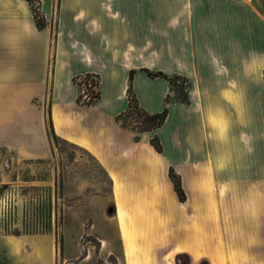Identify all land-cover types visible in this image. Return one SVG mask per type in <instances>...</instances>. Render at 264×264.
Returning a JSON list of instances; mask_svg holds the SVG:
<instances>
[{
  "label": "crops",
  "instance_id": "1",
  "mask_svg": "<svg viewBox=\"0 0 264 264\" xmlns=\"http://www.w3.org/2000/svg\"><path fill=\"white\" fill-rule=\"evenodd\" d=\"M161 2L60 0L55 20L53 3L44 2L42 10L46 21H50L43 30L37 28L30 14L27 23L12 17L11 21L0 23V163L7 155L18 161L53 156L49 111L57 140L88 152L109 176L116 217L123 208L134 212L145 207L136 201H160L161 217L169 220L167 228L157 230L153 237L132 235L141 246L155 240L151 262L166 264L171 257L177 263L178 256L186 255L192 264H199L217 253L230 257V250L246 264L259 263L264 259V164L258 162L259 147L253 135L257 119L253 115L256 109L250 103L252 97H243L249 103L234 106L240 124L247 127L242 133L249 139L237 145L225 137V126L212 122L223 120L226 125L230 108L226 95H204L203 116L205 125L208 119L209 123L201 133L203 146L193 143L186 162L192 168H216L213 179L220 190L196 194L200 202L192 205L194 218L182 230L174 225L179 200L171 201V211L168 209L174 189L167 169L180 164L163 160L166 153L158 154L151 146L152 133L143 134L136 142L135 132L117 121L128 109L130 73H135L137 89L138 82L145 80L142 72L147 70L148 56L161 53L163 31L178 33L177 23L169 21L173 8L166 6L165 21ZM175 8L177 12V2ZM203 11L213 15L205 18L209 40L227 38L221 35L222 21L217 20L216 10L209 6ZM148 38H153L154 47L148 44ZM217 50L211 48L209 52L214 54ZM89 74L100 78V99L91 105L78 102L79 88L74 81ZM138 99L149 114L156 112L152 98ZM230 128L231 133L238 135L236 125ZM110 228H114V237L108 233ZM105 233L97 238L108 252H100V260L104 262L106 256L116 254L120 248L126 263L130 257L134 263L143 262L141 257L124 251L130 241L124 237L119 223L109 225ZM212 236L219 237L217 244ZM18 241L19 238L0 229V264H18ZM130 247L139 251L143 248ZM86 262L88 259L81 264Z\"/></svg>",
  "mask_w": 264,
  "mask_h": 264
},
{
  "label": "rangeland",
  "instance_id": "2",
  "mask_svg": "<svg viewBox=\"0 0 264 264\" xmlns=\"http://www.w3.org/2000/svg\"><path fill=\"white\" fill-rule=\"evenodd\" d=\"M44 2L53 3L55 20L60 0H0V23L9 21L10 17L27 23L31 15L35 23L37 20L40 25L47 27L50 20L46 21L43 13ZM161 3L165 21L166 6L173 8L169 21L177 23L178 33L163 31L161 53L148 56L147 70L142 72L145 80L138 82L137 89L134 85L135 73L131 72L133 86L129 97L133 101L137 100L138 104V98L141 101L152 98V108L156 110L154 114L168 108L167 122L162 128L151 132L150 142L158 137L163 146L161 154L166 153L163 160L168 164H180L178 167L170 166L167 170L169 175L170 169H173L180 179L186 201L182 202L184 205L180 204L172 183L174 192H171L168 209L171 211V201L179 200L174 225L182 230L189 227V222L194 218L192 205L200 202L196 194L220 190V185L213 179L217 173L216 168H192L186 162L188 149L193 143L198 147L203 146L201 133L209 123L208 119L205 125L203 116L205 94L221 92L222 96L226 95V103L230 106L227 109L226 125L223 120L212 119V122L225 126L227 131L223 134L237 145L245 144L249 139L246 133H242L247 127L240 124L239 113L234 110V106L240 103L245 105L249 102L243 100V97H252L250 103L256 109L253 115L257 119L253 135L259 147L258 162L260 165L264 164V0H162ZM209 6L218 13L217 20L222 21L221 35L224 34L227 38L209 40L210 33L205 18L213 15L203 11ZM55 28L53 22L52 39ZM148 44L153 47L156 45L153 38H148ZM211 48L218 50L211 54ZM51 70L50 65V75ZM159 73L163 77L152 78V75ZM86 77H92L98 83L97 92L87 93H93L95 99L92 103H87L81 95L79 79ZM74 81L79 88V103L94 104L100 99V78L97 75L79 76ZM129 97L127 90L128 101ZM135 121L137 118L132 115L128 125L131 128L144 127ZM231 125H236L238 135L231 133ZM134 132L138 136V130ZM52 144L53 156L49 159L18 161L7 155L0 163V229L19 238L18 264H81L85 259H88L86 264H156L151 262L155 240L141 246L132 235L145 234L153 237L157 230L167 228L169 220H165L166 216L161 217L160 201H136L145 207L134 212L121 207L123 211L116 217L117 207L111 196L112 182L103 168L82 149L57 139H52ZM155 159L160 160L157 155ZM7 211L10 214L12 212L9 219L4 215ZM118 223L124 237L130 241L124 251L141 257L142 263H134L131 257L126 263L120 248L116 250V254L106 256L104 262L100 260V252L106 255L108 252L102 249L98 235H106L108 226ZM128 229H133L134 232H128ZM108 233L114 237V228H110ZM212 237L217 244L219 237ZM130 245L143 247L142 251ZM221 251L226 253L227 250L222 248ZM227 253L232 255L226 257L217 253L199 264L203 261L210 264H246L235 251L229 250ZM187 257L177 258V263L169 257L170 261L166 264H192L190 257ZM253 264H264V259Z\"/></svg>",
  "mask_w": 264,
  "mask_h": 264
},
{
  "label": "trees",
  "instance_id": "3",
  "mask_svg": "<svg viewBox=\"0 0 264 264\" xmlns=\"http://www.w3.org/2000/svg\"><path fill=\"white\" fill-rule=\"evenodd\" d=\"M36 25H37V28L39 30H43L44 28H46V25L45 26L40 25L37 20H36ZM158 77H163L162 73L152 75V78H158ZM130 80H131V82H130V86L128 89V97L131 93V88L133 86L132 85L133 73H131ZM184 102H186V101H184ZM167 104H168V102H167ZM88 105H91V104H88ZM132 115H135L137 118V121H135V123L144 125L143 128H131L128 125V120L130 118H132ZM168 116H169L168 108H165L161 113L149 114L147 111H145L144 109H142L139 106L137 100L133 101V98L129 97L128 109L125 113H123L117 117V121H118V123L122 124V126L125 128L131 129L133 131L138 130V136H136V142H139L142 134L155 132L158 129L162 128L164 126V124L167 122ZM48 117H49V123H48L49 135H50L51 139L55 140V139H57V137L54 133V127H53V122L51 120V113L50 112L48 113ZM141 119H143V121H139ZM150 143H151V146L159 154H161L163 152V146H162L161 141L158 139V137H155L154 139H152V141ZM169 177H170V180L172 181V183L174 184V188L178 194L179 200L181 202H185L186 198H185L184 191L182 189L180 179L176 176L173 169H170ZM183 257L188 258L186 255L178 256V258H183ZM201 264H210V263L207 261H203Z\"/></svg>",
  "mask_w": 264,
  "mask_h": 264
},
{
  "label": "built area",
  "instance_id": "4",
  "mask_svg": "<svg viewBox=\"0 0 264 264\" xmlns=\"http://www.w3.org/2000/svg\"><path fill=\"white\" fill-rule=\"evenodd\" d=\"M79 83H80V87H81V95L82 98L87 101V103H92L94 96L93 93L91 94H87L89 91H93V92H97L98 89V83L97 81L94 79H92V77H86L84 79H79ZM1 212V209H0ZM8 213V214H7ZM7 213L5 212L4 215H6V219H9L12 215V212L10 214L9 211H7Z\"/></svg>",
  "mask_w": 264,
  "mask_h": 264
}]
</instances>
